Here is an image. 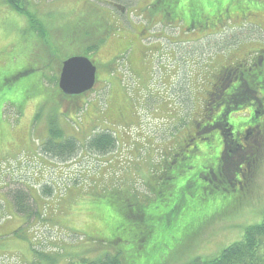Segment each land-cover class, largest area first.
Here are the masks:
<instances>
[{"label":"rangeland","instance_id":"rangeland-1","mask_svg":"<svg viewBox=\"0 0 264 264\" xmlns=\"http://www.w3.org/2000/svg\"><path fill=\"white\" fill-rule=\"evenodd\" d=\"M150 1L29 0L26 8L37 14L47 28L43 42L38 34L34 35L28 18L0 0V80L5 73L28 63L34 67L33 71L37 69L22 74L14 88H0V264H67L73 259L94 260L104 253L115 254L112 252L117 247L126 251L123 264H128L127 258L132 256L133 264H187L196 256L217 254L239 239L247 225L262 221L264 139L256 143L255 133L251 134L248 142L253 146L242 149L246 144L244 134L241 148L235 142L229 147L227 142L234 140V128L223 123L224 126H215L219 128L222 141L218 161L219 164L238 163L234 167L240 166L241 171L248 169L246 174L250 175L244 190L240 194L232 191L214 198L207 195V205H202L201 212L209 215L217 211L219 215L211 218L213 220L204 217L197 221L201 234L195 241L188 240L187 230L194 218L193 211L180 215L175 211L170 215L167 220L170 222L164 224L171 226L169 232L160 230V225L151 224L149 220L146 223L151 213L178 210L184 194L186 201L199 200V196L193 194L194 184L184 187L183 181H174L176 188L183 189L175 188L172 193L170 188L162 196L169 199L166 207L158 205L161 202L150 203L159 193L162 195V180L170 182L168 171L176 173L181 167L179 162L186 163L185 159L174 156L183 145L181 139L184 143L186 136L196 129L194 120L209 113L212 81L217 82L225 67L246 59L254 48L264 50V9L255 14L246 13L245 19L241 14L226 23L223 19V26L216 30L187 33L180 25L178 27V22L176 26L174 22L163 23L160 17L150 22L152 19L143 10ZM262 3L255 4L261 8ZM100 14L104 18H100ZM78 20L82 24L74 27ZM85 29L90 33V42L105 38L95 53L82 50L85 49L82 46ZM197 30L203 28L197 27ZM52 46L60 56L54 55L57 59L61 57L62 62L68 57L83 55L98 66L96 86L75 104L68 100L69 104L63 105L61 96L54 97L48 91L33 95L29 89H34L37 73L42 72L45 85L55 86L50 78L54 74L59 76L62 64L58 63L56 70L44 67ZM110 60H114L112 74L106 67ZM230 73L231 70L228 74L226 71L224 76ZM58 89H54L56 93ZM68 96L62 95L64 99ZM259 106L256 103V108ZM241 115L248 117V108H244ZM262 115L264 118V113ZM177 116L183 123L193 118L192 129L189 125L178 130L174 120ZM52 119L60 124L67 137H75L81 147L95 133L107 130L116 137L118 148L106 154L81 151L69 163L46 158L40 151V143L49 135ZM239 121L244 120L239 118ZM254 131L257 132V128ZM201 147L204 148L200 145L198 149ZM186 155L192 160L198 159V165L205 161V157L202 160L189 153ZM246 155L252 156L246 158ZM170 162L174 163L168 169ZM25 170L33 172L29 182L22 183L36 198L35 201L31 198L36 214L31 217L29 212H19L10 205L7 189L2 190L1 186L2 179H9L7 175ZM43 170H47L48 175L43 174ZM224 170L218 167L217 172H210L211 179L205 177L199 182L211 181L223 184L222 187L224 183L233 182L234 168ZM193 174L191 170L177 179H188ZM235 185L240 183L237 181ZM130 203L143 204L140 209L146 212L139 210L140 215H132L126 222L130 223L129 230L134 229V224H141L135 235L118 243L100 240V233L118 236V230L115 233L110 229L109 221L114 219L112 213L121 217V211ZM177 203L178 208L173 209ZM223 204L227 205L223 208ZM126 223L122 224L123 228ZM192 226H196L194 221ZM42 254L49 257L44 258Z\"/></svg>","mask_w":264,"mask_h":264},{"label":"trees","instance_id":"trees-1","mask_svg":"<svg viewBox=\"0 0 264 264\" xmlns=\"http://www.w3.org/2000/svg\"><path fill=\"white\" fill-rule=\"evenodd\" d=\"M259 1L262 3V1L264 0H151L143 8V10L146 15H148L150 19H152V21L155 17H160L162 20L160 22H174V26H176L175 22H178V27L180 25V28H183L187 33L191 31L204 32L205 29H210V31L216 30L217 27L219 28L223 26V19L226 23L227 20H231L234 16H237L236 14H241L242 16H244L245 19L246 13L255 14L257 11L263 10L264 3H262L263 6H261V8H257L255 4ZM28 2L29 0H4V3L7 6L11 7L12 10L29 19V21L32 23V29L35 33L34 35L38 34L39 39L42 38L43 42H45L44 36H46L47 34V28L44 24H42L37 14L32 13V11H29V9L26 8ZM99 17L104 18V15L100 14ZM77 24L82 23L80 20H78L74 23V27ZM115 24L117 27L118 23L116 21ZM226 25L228 26V24ZM197 27L203 28V30H197ZM114 30H116V28ZM114 30H112L113 33ZM218 30L221 31L222 29ZM89 34L90 33L85 29L82 44V46H85V49L82 50L86 51L87 53H95V51H97L100 44L103 43L105 38L101 37L98 38L99 40L96 42H90L92 39L90 38ZM121 45H123L122 42ZM52 49L54 53L53 51L50 52V58L47 61L48 64H46L44 67L46 69L52 67L54 68V70H56L57 64H62V60L61 57L58 59L56 58L55 55H60H58V52H56L53 46ZM113 61L114 60H110V63L106 65V67L110 71V74H112L113 72V65L111 63ZM29 66L30 68H28ZM33 68H31V64L28 63L23 67H17L13 69V71L5 73L3 75V79L0 80V88H2V90L14 88L17 84H19L18 78L21 77L22 74L27 71H33ZM36 70L37 69H35V71ZM230 70L231 73L228 76H224L226 71L228 74ZM10 75L12 76L10 77ZM58 77L56 74H54L50 78V81H53V83H55V86L48 87L45 85L43 72L41 74L37 73V79L34 81L35 83L33 84L34 89H29L33 91V95L36 93H45L46 91H48L54 97L61 96L60 98L63 105L69 104V101L70 103L75 104L79 97L84 96H68L64 94L62 90L59 89V93H56L54 89L58 87ZM62 95H64L65 97L68 96V98L64 99ZM209 95L211 97V106L209 113H207V115L203 116L200 119L194 120L196 129L193 131V133H189V136H186L184 140L185 144L181 139V143L183 145H181V149H177L175 153L174 157L177 156V159H185L186 163L183 164V162L180 161L179 163L181 167L176 173L171 172L170 170L168 171V177L173 176V181L172 183H170L166 180H162L163 192L162 195L159 193L158 197L162 204L159 203L158 205H163L165 207L167 206V204L169 203V199L167 197L163 198L162 196H165L170 188L172 189V193L174 192L177 186V184L173 183L174 181H183L185 183L184 187H186V184L188 183L191 186H193L194 184L193 194H197L199 196L197 197L199 200L194 203L192 201H186V199L184 198V194L182 201L179 202L181 203V206L178 208L179 203H177L173 207V209L177 207L178 210L167 209L162 212H155V214L151 213L150 216H148V219L146 220V223L149 220V223L151 224L160 225V230L169 232L168 227L171 226H166L164 224L170 222H167L168 217L170 215H173L175 211L176 215L183 214L187 211H193L194 218L190 221L189 227L187 228L189 235L188 240L193 241H195L197 237L201 234V226L199 228L197 227L199 226V223L197 221L204 217L213 220L215 215H219L217 211L209 215H205L201 212L202 205H207V195H212L214 198L222 194H229L232 191L236 193L239 192L240 194L241 190H244V188L247 186L246 182L250 175L246 174L248 172V169H245L246 172L241 170L236 171L238 175L235 177L234 181L224 183L225 185L223 187V184L217 185L212 183L211 181H204V183H201L199 182V180L205 177L211 179L210 172H217L215 170H218V167L222 168L223 165V163L219 164L218 161L221 155L220 150L222 148V141H220L219 137V128H215V126L219 124L223 125V123H225V125L227 124L229 125V127H233L234 129L232 132L235 134L234 142L237 146V143H241L240 141L244 135H238V133L245 130L246 128H251V130H253V134L256 133L254 131L255 128H257L258 131L262 130V133L264 134V118L262 115L264 113V50L254 48L251 51V54L246 59H241L240 62L235 63L234 65H231L229 67H225L222 74L220 72L219 77L217 78V82L212 81L209 90ZM256 103L260 104L259 108H256ZM12 104L16 105V102H12ZM4 107H7V104ZM244 108H248V110L250 111V115L248 117H244L241 115V111ZM178 117L179 116L174 117V120L178 124V130H181V128H185L192 124L191 121H193V118L188 122L186 121L185 123H183L182 118ZM239 118H243L244 121L240 122ZM192 125L189 128L190 130L192 129ZM214 139H217L218 141L216 142ZM262 140L263 139H261V141ZM200 145L204 146V148L201 147V149L199 150L198 147ZM251 146L253 145L249 144L248 140H246V144L242 146V149H246ZM115 147H117V139L111 131L107 130H102L92 135L90 138L87 139L86 145L81 147L75 137L66 136L65 130L60 127L59 123L54 119L49 122V135L44 139V141H42V143H40V151L46 158L50 157L53 160H59L61 162L67 163L71 162L73 159H76L81 151H85L88 153L91 150L92 153L96 152L100 154H106L112 151ZM189 148L190 150L188 151ZM188 153L191 155H195L202 160L205 157V161H201L198 165V159L192 160L189 156L186 155ZM163 156L164 154H161V157ZM248 156L251 157L252 155H246V157ZM237 160L238 158H236V161ZM173 163L174 162L169 163L168 169ZM191 170L194 171L193 176L191 175L187 177L188 179H177V177H184V174L186 172L189 173V171ZM32 173L33 172L31 171L28 172L27 170H25L24 173H18L13 176L7 175L9 179L5 181L4 179L1 180L2 190L7 189L9 197L6 195L4 196H6L7 199L10 201V205L19 212H29V217L36 215L33 209V203L31 202V196L34 201L36 198L22 183L29 182L28 179L31 177ZM17 175L20 176L17 177ZM222 175V173L218 174V176L220 177ZM237 181L240 183V185H235ZM38 183L39 185L41 184L40 182ZM228 183H230L232 186L228 185ZM40 189H42V186L40 187ZM177 189L181 190L183 189V187H177L176 190ZM150 203L155 202L152 201ZM146 204L149 203H145L144 205ZM142 205L143 204L130 203L129 207L125 206V210H123V212L121 211V217L119 216V214L112 213L114 216L113 220L115 221L110 220L109 227L115 233L118 230V236H113V234H111L110 236V233L109 236H104L102 233H100V240L105 239L107 243H109V241L111 243H118V241L121 240L127 241L129 235L131 234L135 235V232L139 230L141 224H134V229L129 230L130 223L126 222L132 215L139 214V210L143 214H146L144 208L140 209ZM226 205L227 204H223V208ZM198 208L199 211L197 212ZM231 208L232 207H230L229 209ZM109 217H111V214H109ZM157 221H163V223L157 224L155 223ZM193 221L196 223L195 228H193L192 226ZM211 222L212 221H209L208 223ZM124 223H126L125 228H123L122 226V224ZM206 223L207 222H205V225ZM107 237H109V239ZM145 238H147V236H145ZM144 245H146L145 240ZM36 252L37 251H35L34 253ZM123 252L126 254V251ZM123 252L117 247L116 250L112 252L115 254H109L111 252L104 253L94 260H88L86 258H82L80 260L73 259L67 264H123ZM133 252H135V250ZM42 255L44 258L49 257L48 254ZM133 259L134 256H132L131 258H127L128 264H133ZM187 264H264V217L262 219V222L260 221L258 223L247 225L244 228V232L242 233V236L239 239L223 247L217 254L206 257L196 256Z\"/></svg>","mask_w":264,"mask_h":264},{"label":"water","instance_id":"water-1","mask_svg":"<svg viewBox=\"0 0 264 264\" xmlns=\"http://www.w3.org/2000/svg\"><path fill=\"white\" fill-rule=\"evenodd\" d=\"M97 82V65L89 57L75 55L63 61L58 86L66 95L90 91Z\"/></svg>","mask_w":264,"mask_h":264},{"label":"flooded vegetation","instance_id":"flooded-vegetation-1","mask_svg":"<svg viewBox=\"0 0 264 264\" xmlns=\"http://www.w3.org/2000/svg\"><path fill=\"white\" fill-rule=\"evenodd\" d=\"M12 75H10V77H11ZM234 134V133H233ZM242 134H246V137H245V139L246 140H248L249 139V136L251 135V134H253V130H251V128L250 129H245V130H243V131H241V132H239L238 133V135H242ZM261 139H264V134L262 133V130H259V131H257L256 133H255V138H254V141L256 142V143H258V141H261ZM234 141L235 140H231L230 142H227L228 143V146L229 147H231L232 145H233V143H234ZM238 144V146L241 148V146H242V144L241 143H237ZM229 155H230V153H229ZM228 155V158L230 157ZM247 158V157H246ZM237 164L238 163H236V164H232L231 162H227V164H225V162L223 163V165H222V168H223V170L224 169H228L229 171H232L233 170V168H234V175L235 176H237L238 175V173L236 172V171H240L241 169H240V166L236 169L234 166H237ZM173 176H170L169 177V180H170V183H172V181H173V178H172ZM154 202H161L160 201V199H158V197L154 200ZM161 204V203H160Z\"/></svg>","mask_w":264,"mask_h":264},{"label":"bare ground","instance_id":"bare-ground-1","mask_svg":"<svg viewBox=\"0 0 264 264\" xmlns=\"http://www.w3.org/2000/svg\"><path fill=\"white\" fill-rule=\"evenodd\" d=\"M76 20V19H75ZM74 20V21H75ZM160 20V19H159ZM59 22V21H58ZM151 22V21H150ZM153 22V21H152ZM71 23V22H70ZM164 23V22H163ZM21 30V29H20ZM32 34V33H31ZM35 34V33H34ZM181 53V52H180ZM172 56H175V55H172ZM186 78V77H185ZM191 80V79H190ZM144 88V87H143ZM148 89V88H147ZM126 90V89H125ZM150 93V92H149ZM101 94V93H100ZM147 94V93H146ZM139 95V94H138ZM193 95V94H192ZM165 96V95H164ZM200 96V95H199ZM155 101V100H154ZM170 101V100H169ZM163 103H165V102H163ZM156 105V104H155ZM163 105H165V104H163ZM182 105V104H181ZM95 107V106H94ZM161 107H163V106H161ZM97 108V107H96ZM101 110V109H100ZM173 111V110H172ZM121 113V112H120ZM145 113V112H144ZM173 114V113H172ZM105 116V115H104ZM45 117V116H44ZM99 118V117H98ZM32 119V118H31ZM34 119V118H33ZM101 119V118H100ZM145 119V118H144ZM103 120V119H102ZM46 121V120H45ZM96 121V120H95ZM97 122V121H96ZM81 123V122H80ZM91 123V122H90ZM100 123V122H99ZM46 124H47V122H46ZM95 124V123H94ZM36 125V124H35ZM60 125V124H59ZM87 125V124H86ZM37 126V125H36ZM83 126V125H82ZM93 127V126H92ZM91 127V128H92ZM90 128V127H89ZM147 128V127H146ZM31 129V128H30ZM81 130V129H80ZM90 130V129H89ZM31 131V130H30ZM87 132V131H86ZM80 134H82V133H80ZM96 134V133H95ZM141 134V133H140ZM207 136H209V135H207ZM20 137V136H19ZM148 137V136H147ZM135 139V138H134ZM146 140H148V139H146ZM148 141H150V139L148 140ZM139 143V142H138ZM178 143V142H177ZM11 144V143H10ZM155 144V143H154ZM83 146V145H82ZM164 146V145H163ZM136 147V146H135ZM159 148V147H158ZM145 149V148H144ZM156 149V148H155ZM163 149V148H162ZM136 150H137V148H136ZM19 151V150H18ZM151 152V151H150ZM159 152V151H158ZM10 153V152H9ZM8 153V154H9ZM165 154V153H164ZM137 155V154H136ZM10 156V155H9ZM90 156V155H89ZM93 157V156H92ZM166 157V156H165ZM8 163V162H7ZM148 163V162H147ZM146 163V164H147ZM149 164V163H148ZM24 165V164H23ZM19 166V165H18ZM25 167V166H24ZM148 167V166H147ZM104 170V169H103ZM106 170V169H105ZM139 172V171H138ZM100 173V172H99ZM140 174V173H139ZM143 174V173H142ZM100 175V174H99ZM141 175V174H140ZM138 176V175H137ZM136 176V177H137ZM145 176V175H144ZM1 178V177H0ZM139 178V177H138ZM146 178V177H145ZM54 181V180H53ZM8 194V193H7ZM74 196H76V195H74ZM37 197V196H36ZM31 198H32V196H31ZM16 204V203H15ZM262 222V221H261ZM261 225V224H260ZM21 229V228H20ZM25 235V234H24ZM19 236V235H18ZM62 260V259H61ZM60 261V260H59ZM66 261V260H65ZM60 263V262H59ZM62 263V262H61ZM69 263V262H68Z\"/></svg>","mask_w":264,"mask_h":264}]
</instances>
